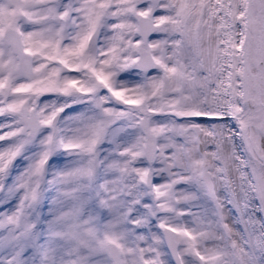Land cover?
<instances>
[{
    "label": "snow or ice",
    "instance_id": "obj_1",
    "mask_svg": "<svg viewBox=\"0 0 264 264\" xmlns=\"http://www.w3.org/2000/svg\"><path fill=\"white\" fill-rule=\"evenodd\" d=\"M0 264H264V0H0Z\"/></svg>",
    "mask_w": 264,
    "mask_h": 264
}]
</instances>
